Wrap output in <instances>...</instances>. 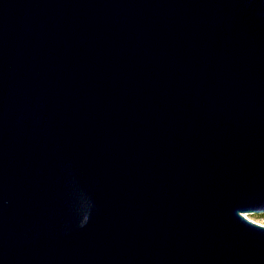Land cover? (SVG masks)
<instances>
[{
  "label": "water",
  "instance_id": "1",
  "mask_svg": "<svg viewBox=\"0 0 264 264\" xmlns=\"http://www.w3.org/2000/svg\"><path fill=\"white\" fill-rule=\"evenodd\" d=\"M264 0H0V264H264Z\"/></svg>",
  "mask_w": 264,
  "mask_h": 264
},
{
  "label": "rangeland",
  "instance_id": "2",
  "mask_svg": "<svg viewBox=\"0 0 264 264\" xmlns=\"http://www.w3.org/2000/svg\"><path fill=\"white\" fill-rule=\"evenodd\" d=\"M249 219L264 225V213L246 214Z\"/></svg>",
  "mask_w": 264,
  "mask_h": 264
},
{
  "label": "bare ground",
  "instance_id": "3",
  "mask_svg": "<svg viewBox=\"0 0 264 264\" xmlns=\"http://www.w3.org/2000/svg\"><path fill=\"white\" fill-rule=\"evenodd\" d=\"M245 216H246V214H245ZM248 218V217H247ZM251 220V219H250Z\"/></svg>",
  "mask_w": 264,
  "mask_h": 264
}]
</instances>
